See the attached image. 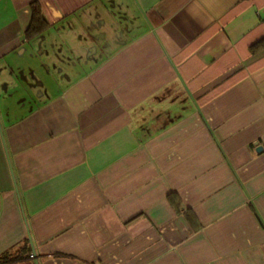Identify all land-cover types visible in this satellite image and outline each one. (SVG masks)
<instances>
[{"label":"crops","instance_id":"1","mask_svg":"<svg viewBox=\"0 0 264 264\" xmlns=\"http://www.w3.org/2000/svg\"><path fill=\"white\" fill-rule=\"evenodd\" d=\"M87 1L0 0V264H264V0H115L131 34L26 94L34 11Z\"/></svg>","mask_w":264,"mask_h":264},{"label":"flooded vegetation","instance_id":"2","mask_svg":"<svg viewBox=\"0 0 264 264\" xmlns=\"http://www.w3.org/2000/svg\"><path fill=\"white\" fill-rule=\"evenodd\" d=\"M114 3L115 0H89L78 4L77 8L68 12L69 14L66 12L67 14L56 22L50 23L41 16L36 22L35 19L29 23L22 39L24 50H29L23 64V67L27 65V72L19 75L26 84L28 83L26 94L31 93L35 83L39 86L35 92H45L42 80L34 77L32 72L30 76L35 82L29 81L28 78L29 63L35 56L40 55L37 63L46 69L45 73L50 81L58 82L78 74L87 63L100 60L104 51L113 43L122 41L124 36L127 38L131 34L132 17L125 18L122 14H119V19L109 23L112 29L110 35L101 29L100 24L103 21L100 18V10L107 4ZM124 18L126 20L122 24ZM46 39L49 40L48 45L44 43ZM8 63L11 61L6 58V64ZM10 70L12 71V68Z\"/></svg>","mask_w":264,"mask_h":264},{"label":"trees","instance_id":"3","mask_svg":"<svg viewBox=\"0 0 264 264\" xmlns=\"http://www.w3.org/2000/svg\"><path fill=\"white\" fill-rule=\"evenodd\" d=\"M39 18L40 17H37V15H36V11H34L33 20L36 19L35 20V22H36ZM24 248H25V250H27L28 246H25ZM22 258H23V256H22ZM16 259H18V258L15 256H12V254H10V253L4 254L3 256H0V262H2V263H8V262L14 261Z\"/></svg>","mask_w":264,"mask_h":264},{"label":"water","instance_id":"4","mask_svg":"<svg viewBox=\"0 0 264 264\" xmlns=\"http://www.w3.org/2000/svg\"><path fill=\"white\" fill-rule=\"evenodd\" d=\"M29 242H30V246H31V249L34 251V248H33V242L31 240V237L29 236Z\"/></svg>","mask_w":264,"mask_h":264}]
</instances>
